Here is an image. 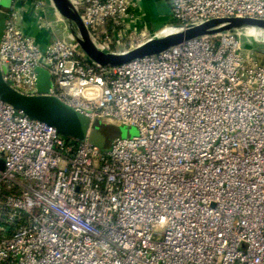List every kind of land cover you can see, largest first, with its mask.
<instances>
[{
    "label": "built area",
    "instance_id": "2783aa9c",
    "mask_svg": "<svg viewBox=\"0 0 264 264\" xmlns=\"http://www.w3.org/2000/svg\"><path fill=\"white\" fill-rule=\"evenodd\" d=\"M17 1L3 80L37 94L42 67L47 95L137 133L100 150L0 99V264H264V60L223 33L101 66L56 33L51 0H20L22 22L53 34L44 44L19 28ZM70 1L110 52L212 17L264 18V0H164L157 31L142 0Z\"/></svg>",
    "mask_w": 264,
    "mask_h": 264
},
{
    "label": "water",
    "instance_id": "95a60500",
    "mask_svg": "<svg viewBox=\"0 0 264 264\" xmlns=\"http://www.w3.org/2000/svg\"><path fill=\"white\" fill-rule=\"evenodd\" d=\"M51 1L65 28L64 32H61L59 26L55 25L56 33L59 36L64 35L66 38L77 42L82 52L91 61L101 66L121 65L136 58L159 54L196 38L223 33L238 35L242 47L257 54L264 53V42L254 39L251 35L253 32L264 30V18L252 16L212 17L200 23L187 25L179 30L152 36L134 47L123 51H104L94 43L88 28L83 23L78 11L70 0ZM17 9V24L22 29L20 0L17 1ZM45 15L48 20L53 21L54 15L50 7H46ZM5 19L6 14L0 12V39ZM250 44H255L258 48L253 50ZM1 68L3 66L0 67V99L2 101L29 116L54 126L57 131L64 135L79 140L84 139L85 133L79 123L81 122V117H87L64 104L58 98L46 94L51 81L48 72L44 68H35V82L38 93L33 95L21 93L11 87L3 80ZM109 125L112 126V124ZM115 128L117 132L120 131L119 126H115ZM127 135H129L128 132ZM115 136H120V133L111 137ZM2 164L3 162L0 161V168Z\"/></svg>",
    "mask_w": 264,
    "mask_h": 264
},
{
    "label": "rangeland",
    "instance_id": "374dc122",
    "mask_svg": "<svg viewBox=\"0 0 264 264\" xmlns=\"http://www.w3.org/2000/svg\"><path fill=\"white\" fill-rule=\"evenodd\" d=\"M2 2L5 6L7 5V0H3ZM161 28H159V30ZM256 38L264 40V36H257ZM250 46L253 50L258 48L255 44H250ZM258 54H259L258 57L264 60V55H261V53ZM80 121L81 122L79 123V125L81 126L82 130L85 133L84 138H87V140L90 143H92L95 147H97L100 150H106L109 146L110 140L112 139L111 136L117 133H120V136H126L127 132L129 135H135L137 133V128L135 126H124L122 124L119 125L116 123L107 122L99 118L94 119L92 123H90L91 122L90 119H87L85 117H81ZM109 124H112V126H110ZM115 126L120 127L119 132H117ZM88 128H89V132L87 133Z\"/></svg>",
    "mask_w": 264,
    "mask_h": 264
},
{
    "label": "crops",
    "instance_id": "0c3cea01",
    "mask_svg": "<svg viewBox=\"0 0 264 264\" xmlns=\"http://www.w3.org/2000/svg\"><path fill=\"white\" fill-rule=\"evenodd\" d=\"M142 3L147 22L149 23V28L153 30L159 29L158 27L164 22V15L167 11V5H165L164 0H142ZM5 9V5L2 3L0 12L4 13ZM29 17V14L25 12L22 22L24 30L33 36L40 44L49 42L53 38V34L46 33L45 31L38 29ZM115 50L120 51L121 47L117 46L115 47ZM261 55H264V53Z\"/></svg>",
    "mask_w": 264,
    "mask_h": 264
},
{
    "label": "bare ground",
    "instance_id": "6f19581e",
    "mask_svg": "<svg viewBox=\"0 0 264 264\" xmlns=\"http://www.w3.org/2000/svg\"><path fill=\"white\" fill-rule=\"evenodd\" d=\"M164 32V31H163ZM166 32V31H165ZM166 33H168V32H166ZM164 34V33H163Z\"/></svg>",
    "mask_w": 264,
    "mask_h": 264
}]
</instances>
